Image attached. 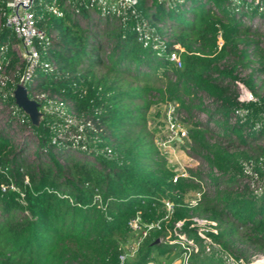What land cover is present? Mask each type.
I'll return each mask as SVG.
<instances>
[{
    "label": "trees",
    "instance_id": "obj_1",
    "mask_svg": "<svg viewBox=\"0 0 264 264\" xmlns=\"http://www.w3.org/2000/svg\"><path fill=\"white\" fill-rule=\"evenodd\" d=\"M53 5L61 12L36 2L32 9L45 34L41 54L55 71L35 69L24 87L59 95L82 126L76 137L72 125L63 128L44 111L29 122L13 105L21 63L8 48L11 81L0 87V264H116L134 216L149 226L123 264L183 251L178 233L196 244L184 264H226L203 250L192 216L213 221L205 233L221 248L243 258L264 253V187H249L240 162L264 178V35L242 18L264 17V0H135L117 14L114 0L103 11L93 0ZM14 39L0 27V42ZM172 50L178 66L168 59ZM234 78L253 99L237 101ZM166 101L189 122L186 151L206 171L180 174L166 164L146 114ZM9 104L20 117L14 123ZM198 112L203 120L191 118Z\"/></svg>",
    "mask_w": 264,
    "mask_h": 264
},
{
    "label": "built area",
    "instance_id": "obj_2",
    "mask_svg": "<svg viewBox=\"0 0 264 264\" xmlns=\"http://www.w3.org/2000/svg\"><path fill=\"white\" fill-rule=\"evenodd\" d=\"M54 1L55 0H0V27L7 28L15 38L12 41L3 40L0 42V87L5 85L6 82L11 81V77L8 76V72H6L4 67V63L8 57V48L13 50L21 63L20 72L17 76L16 82H21L24 85V82L31 78L35 69L55 71L56 64L54 60L49 55L41 54L44 50V45L41 43V39L45 34L43 29L35 24V16L32 9V4L36 2L41 3L51 11L60 13L61 11L53 5ZM93 1L100 5L101 11L104 10L103 4L107 0ZM114 1L118 3V6L114 7V13L117 14L119 13L120 8L131 7L135 0ZM245 1L256 3L258 0ZM168 59L174 65H180L179 57L175 51L172 50L168 53ZM231 81L236 88V99L238 102L254 98V95H252V93L244 86L240 79L234 78ZM25 93L28 97L34 99L38 103L37 108L40 112L44 111L53 113L60 119V125L63 128L72 125L77 131L75 136H79L82 119L81 117H77L72 110H65L66 101L60 98L59 95L54 92H49L47 89L41 90L37 88H31L28 90L25 88ZM174 104L173 101L164 102L165 106L162 118L164 120L165 132L164 136L158 140V144L160 145L169 144L172 141H179L182 138L187 139L186 129L183 127L182 121L179 120L176 114ZM13 105L16 106L14 103ZM6 110L14 115L15 118L13 123L18 121L20 117L17 114L15 107L9 104ZM240 111V107L234 109V112ZM23 131H26V127L23 128ZM248 166L249 165L245 162L241 163L242 171L248 173L253 180L249 183V187L254 191H258L264 187V178H256L255 173L250 168L248 169ZM178 173L184 174V172L180 171ZM191 201H193V199ZM164 204L165 208L169 210L170 204L167 201H164ZM177 223L178 221L175 222V224ZM190 224L195 225V232L201 239L203 250L206 252L213 251V253L218 255L226 264H264V253L262 252H253L246 258H243L240 255H235L233 252L221 248L218 242L210 239L205 231L214 230V228L210 226L213 224L212 220H205L203 218L192 216V222H190ZM127 225L130 230L137 235L128 243L126 248L122 249L117 254L116 264H123L126 258L132 257L135 254L140 239L145 234L146 227L149 226V224L141 226L138 223L137 216L128 219ZM177 236L180 240V244L184 247V250L182 251L184 256L189 250L196 249V244L191 237L186 236L183 233H178ZM184 260L185 259H183V262ZM151 261L152 259L146 261L145 264H152ZM183 262L182 264H184ZM153 264L165 263L161 261ZM187 264L192 263L187 262Z\"/></svg>",
    "mask_w": 264,
    "mask_h": 264
},
{
    "label": "rangeland",
    "instance_id": "obj_3",
    "mask_svg": "<svg viewBox=\"0 0 264 264\" xmlns=\"http://www.w3.org/2000/svg\"><path fill=\"white\" fill-rule=\"evenodd\" d=\"M246 7H247V5H246ZM88 10L90 12V15H95L93 10H91L90 8ZM242 18H243L244 22H246V23H248L250 25V27H257L258 30L260 31L261 35H264V17L263 16L259 15L257 12H254V13H251V15H248L246 17L242 16ZM78 21H79L80 24L84 23V19L81 18V17L78 18ZM216 41H217V43H219L220 38L217 37ZM246 70H247L246 67L242 68L241 70H239V74L242 75ZM8 76L11 77V71H8ZM155 105H159V107H155ZM162 108H164V103L162 105V102H157V103H154V104H150L148 106L147 110H149V112H150L153 109H157L158 112L156 114H158L159 111H161ZM174 108L176 110V103L174 104ZM179 113L176 110L177 116L179 115ZM203 116H204L203 112H198L196 114V117L193 116L191 118L192 119L196 118L198 120H203L202 119ZM2 118H3V111H0V122H1ZM179 120H181L182 123L184 124V125L182 124L184 128H188L189 127L190 124H189L188 121H183L181 118H179ZM210 124H211V122H208V125H210ZM148 127L150 128V124H148ZM163 136H164V134L161 136V138ZM17 137H18L17 133L13 135L14 139H17ZM156 140H158V139H156ZM171 143L174 146L173 152H172V158H173V162H174V170L175 171H180V172H184L185 173L186 168H196V169H200L201 171H206L205 164H204V162H203V160L201 158L190 156L187 153L185 146L188 145V139H183L182 138L179 141H172ZM32 147H33V143H31L29 145V147L27 148L26 152L29 153V151H31ZM240 162L242 163L243 161L241 160ZM248 169H249V166H248ZM213 171L217 172L214 169H213ZM243 173H244L245 177H250V175L248 173H245V172H243ZM188 193H190V195H188V198H190V200L194 199L193 196L196 195V192L195 191H189ZM136 235L137 234L134 233L133 231H129V233L126 235L125 238H122V239L119 240L120 248L121 249L126 248L128 243L131 242V240ZM152 254H153L152 261H151L152 264L153 263H159L161 261H163L165 264H182L183 259H185V257H187V256H184V254H182V251L177 250L176 248L173 249L168 254H165V255L164 254L163 255H157L154 252ZM212 262H214V261H212ZM215 264H222V263L221 262H216Z\"/></svg>",
    "mask_w": 264,
    "mask_h": 264
},
{
    "label": "water",
    "instance_id": "obj_4",
    "mask_svg": "<svg viewBox=\"0 0 264 264\" xmlns=\"http://www.w3.org/2000/svg\"><path fill=\"white\" fill-rule=\"evenodd\" d=\"M11 97L13 103L26 114L29 122L33 125L37 124L41 117V112L37 108L38 103L26 95L24 85L21 82H16L13 85Z\"/></svg>",
    "mask_w": 264,
    "mask_h": 264
},
{
    "label": "crops",
    "instance_id": "obj_5",
    "mask_svg": "<svg viewBox=\"0 0 264 264\" xmlns=\"http://www.w3.org/2000/svg\"><path fill=\"white\" fill-rule=\"evenodd\" d=\"M162 105H163V103H162ZM155 107H159V105H155ZM163 109L164 108H162L158 114L155 113L157 111V109H153L150 112H149V110H147V113H146L147 119H148V124H150V129L153 132L154 137L158 140L165 132L164 120L162 118ZM158 140H157V146L164 153L163 155L165 157L166 164L174 170V162H173V158H172V152H173L174 146L172 145V143L160 145V144H158ZM175 172H177V171H175Z\"/></svg>",
    "mask_w": 264,
    "mask_h": 264
}]
</instances>
